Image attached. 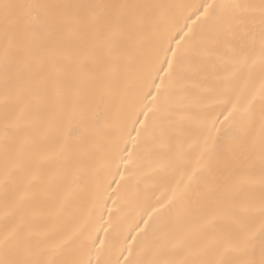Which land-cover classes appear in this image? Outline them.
I'll return each mask as SVG.
<instances>
[{
  "label": "snow or ice",
  "instance_id": "obj_1",
  "mask_svg": "<svg viewBox=\"0 0 264 264\" xmlns=\"http://www.w3.org/2000/svg\"><path fill=\"white\" fill-rule=\"evenodd\" d=\"M0 264H264V0H0Z\"/></svg>",
  "mask_w": 264,
  "mask_h": 264
},
{
  "label": "bare ground",
  "instance_id": "obj_2",
  "mask_svg": "<svg viewBox=\"0 0 264 264\" xmlns=\"http://www.w3.org/2000/svg\"><path fill=\"white\" fill-rule=\"evenodd\" d=\"M190 2H198V0H190Z\"/></svg>",
  "mask_w": 264,
  "mask_h": 264
}]
</instances>
